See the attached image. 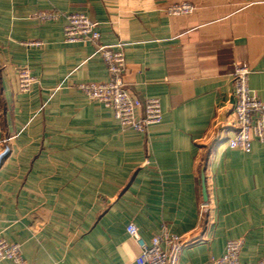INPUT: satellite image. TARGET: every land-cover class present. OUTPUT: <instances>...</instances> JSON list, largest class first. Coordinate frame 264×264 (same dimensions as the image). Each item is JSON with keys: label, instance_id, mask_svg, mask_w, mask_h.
<instances>
[{"label": "crops", "instance_id": "1", "mask_svg": "<svg viewBox=\"0 0 264 264\" xmlns=\"http://www.w3.org/2000/svg\"><path fill=\"white\" fill-rule=\"evenodd\" d=\"M181 1L195 12H167ZM52 9L89 16L103 44L126 43V88L160 98V123L124 129L77 87L107 81V66L95 43L65 41L64 17H35ZM237 64L264 99V0H0V139L13 137L0 238L28 264H135L134 222L147 241L164 226L183 236L180 264H204L239 237L243 263L264 258V144L228 146ZM25 66L37 81L22 93Z\"/></svg>", "mask_w": 264, "mask_h": 264}, {"label": "built area", "instance_id": "2", "mask_svg": "<svg viewBox=\"0 0 264 264\" xmlns=\"http://www.w3.org/2000/svg\"><path fill=\"white\" fill-rule=\"evenodd\" d=\"M196 10L190 1L174 3L167 8L171 15H190ZM40 21L57 20L64 17V39L67 42L89 41L96 44V52L105 60L109 79L104 82L86 81L77 87L90 99L98 100L113 111L121 127L145 132L152 124L160 123L163 119L161 100L149 97L144 102L135 97L127 88L124 80L126 70V56L124 41L116 44L100 42L101 32L97 23L81 12H61L59 10H43L35 14ZM31 45H42L41 41L29 42ZM251 70L244 65L237 64L233 72L234 95L236 102L234 114L236 132L229 138L228 146L244 152L252 150L253 140L264 144V99L257 96L249 85ZM37 81L29 67L18 69V89L22 93L31 90ZM13 137L0 139V168L4 159L11 152ZM210 204L203 201L200 204L201 217L206 218ZM128 234L137 242L139 254L135 264H180L186 242L183 236L171 232L167 226L154 235L150 241L145 240L138 226L130 222L127 226ZM245 243L243 237L230 238L226 242L225 252L218 257L212 256L204 264H264V258L255 263H243L240 255ZM4 259L17 264H28L21 245L0 238V262Z\"/></svg>", "mask_w": 264, "mask_h": 264}, {"label": "water", "instance_id": "3", "mask_svg": "<svg viewBox=\"0 0 264 264\" xmlns=\"http://www.w3.org/2000/svg\"><path fill=\"white\" fill-rule=\"evenodd\" d=\"M202 188H203V198L204 201H208L207 187H206V177L204 171L202 172Z\"/></svg>", "mask_w": 264, "mask_h": 264}]
</instances>
